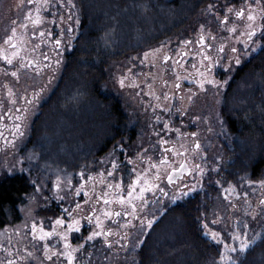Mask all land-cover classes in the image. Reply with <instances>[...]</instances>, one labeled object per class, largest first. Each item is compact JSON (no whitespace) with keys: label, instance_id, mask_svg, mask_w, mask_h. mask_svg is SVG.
<instances>
[{"label":"rangeland","instance_id":"1","mask_svg":"<svg viewBox=\"0 0 264 264\" xmlns=\"http://www.w3.org/2000/svg\"><path fill=\"white\" fill-rule=\"evenodd\" d=\"M249 3L256 9L258 25L251 39L242 34L246 31L245 20L228 12V8H247ZM209 4L214 5L212 11H208ZM35 7L27 0H0V48L9 50L4 41L16 27L17 34L25 40L21 56L33 61L29 67H20L19 58L12 65L0 59V178L23 175L30 185L18 206L19 220L0 227V264H68L67 257L59 255L65 251L63 234L75 249L73 264H134L131 259L135 261L141 248L149 258L146 264H188L189 259L190 264H204L205 257V264H264V204L260 203L264 200V167L260 177H248L251 163L264 152V127L256 137L234 135V169L236 175L240 174L237 181L226 179L224 169L227 117H239L254 107L264 111V71L247 64L264 45V27H260L264 19L256 0H50V6L41 13L44 23L34 26L25 16L30 10L34 15ZM260 7H264V0H260ZM225 15L229 21L222 24ZM22 23L27 24L26 30L19 28ZM233 23L236 32L228 31ZM42 31L52 33L43 42L39 36ZM98 31L106 44L113 46L112 56L101 60L108 63L103 67L105 74L93 71L94 64L101 62L96 58L87 65L82 56L69 58L73 50L81 52L84 42L93 39ZM201 33L216 47L223 45L218 67L214 68L209 60L211 69L206 71L203 58L189 52L197 66L203 65L201 70H192L197 73V92H189L187 113L168 112L162 109L167 91L160 86L164 78L160 60L171 49L177 56L187 38L194 46ZM156 34L159 39L154 40ZM56 39L61 40L59 47L55 46ZM148 43L151 44L147 46ZM232 48L237 52L233 53ZM237 57L240 63H236ZM13 71L18 72V77L11 75ZM178 77L186 78L175 75L170 84ZM202 78L203 88L198 83ZM97 79L105 89L102 96L92 92ZM9 88L13 97L8 96ZM118 104L121 110H117ZM17 115L24 119L15 120ZM182 115L183 126H190V131L197 134L200 149L193 152V144L190 148L185 144L175 147L180 152L183 145L189 165L199 164L203 174L193 171L173 187L167 186L166 175L162 174L157 183L159 188H167V196L161 194L155 200L159 188L145 193L147 203L135 201L134 216L127 204L113 202L105 206L101 199L104 192L112 193L108 199L116 196L108 184L121 183L120 194L127 196V186L135 177L132 168L142 171L149 167V157L152 162L163 157L158 140ZM117 121L137 126V140L128 137L127 143H106L104 133ZM17 123L22 125V135L14 128ZM240 123L238 119V127ZM150 138L155 142H149ZM126 157L133 163L129 164ZM171 157L177 161L180 158ZM112 161L118 165L116 170ZM89 176L94 179L89 181ZM58 177L59 189L55 187ZM209 181L216 191L208 188ZM229 188L234 191L226 193ZM197 193L199 202L189 203L188 199ZM119 207L129 213L128 219L114 223L113 216H104L105 210L113 212ZM97 216L103 231L111 232L107 242L105 236L87 239L93 231L100 230L95 222ZM57 219L65 223L57 225ZM73 220L79 221L78 230H69ZM148 220H153L151 228ZM33 224L37 226L36 233L32 231ZM41 226L54 234L41 240ZM238 229L250 240L255 237L243 252L239 251V242L231 239ZM213 231L221 234L219 243L212 239ZM225 243L237 248L227 253L232 261L219 259Z\"/></svg>","mask_w":264,"mask_h":264},{"label":"snow or ice","instance_id":"2","mask_svg":"<svg viewBox=\"0 0 264 264\" xmlns=\"http://www.w3.org/2000/svg\"><path fill=\"white\" fill-rule=\"evenodd\" d=\"M28 4H35L36 7L34 9V15H33V11L30 10L28 15L25 16V20H27L28 22H30L32 25H40L42 23H44V17L42 16V10L49 7L50 6V0H27ZM69 3H71V0H69ZM256 4L259 7V11H260V17L261 19H264V7H260V0H256ZM214 8V5L209 4L208 5V11H212ZM234 10L232 8H228V12H233ZM235 16L240 18L241 20H245V29L246 31L244 33H242L243 35H246L249 39H251L257 30V14H256V9L253 8L252 4L249 3L247 5V8L245 7H241L239 8V10L235 11ZM229 21V16L225 15L223 17V20L221 21V23H225ZM203 25H201V28L203 29ZM260 27H264V25H260ZM20 29H27V24H20L19 25ZM228 31L230 32H236L237 31V26L235 23H233V26L230 27L228 29ZM35 34V33H34ZM51 36L52 33L51 32H40L39 36L41 38V41L43 42L44 37L45 36ZM213 39H215V37H212ZM205 41V36L203 33L200 34L199 36V41L198 43L203 44ZM4 43L6 45L9 46V50H5L0 48V59H3L7 64L12 65L14 60H17V58H19V63H20V67H29L33 64V61L31 60H27V57H22L21 56V51L23 49V46L25 44V40L23 35H18L17 34V28L13 27L11 29V34L7 36V39L4 41ZM185 44L191 43L190 41H185ZM61 44V40L60 39H56L55 40V46L59 47ZM210 47V45H208ZM247 46V44L245 45ZM37 47H39V45H37ZM35 50V49H33ZM158 51V50H157ZM220 52L224 51V47L223 45L220 46L219 49ZM231 51L233 53L237 52L236 48H232ZM201 52H203V49H201ZM153 55H155V53H153ZM148 53H145V58H147ZM44 59L47 60L48 57L45 55ZM171 58L168 55H164L163 56V60L164 61H169ZM204 59L205 60H211L212 58L207 56L206 54H204ZM27 60V63H24V61ZM57 63H59V61H57ZM178 63V62H176ZM236 63H240L239 58H236ZM37 71H39V66L37 65ZM11 75L13 77H18V72L17 71H13L11 72ZM201 77H204V74L201 73L200 74ZM179 78V77H178ZM208 83H215L214 80H208ZM199 85L201 88L204 87V83H205V79L202 78L201 80L198 81ZM120 84L123 87L124 86V79L121 78L120 80ZM151 88V86H149ZM176 87H179V84L176 85ZM150 95L153 93H149ZM8 96L9 97H13L14 93L12 91L11 88L8 89ZM26 99V98H25ZM157 99H159V97H157ZM165 99H167V97H165ZM13 104L16 103V101L13 99L11 101ZM27 103L30 104L32 103L31 100H27ZM11 111V109L9 110ZM24 112H27V107L24 108ZM24 119L23 115H17L15 117V120L17 121H21ZM157 119L159 120L160 118L157 117ZM22 127V125L20 123H17L14 125V128L16 130L17 133H19L20 135H22V133L20 132V128ZM164 128L167 129L168 128V124L165 123L164 124ZM193 137L196 136V133H192L191 134ZM160 145L163 146L165 144L168 143V141L164 140L163 138L160 139ZM181 148H183L184 146L181 145ZM200 149V144L199 142H196L194 144V147L192 148L193 152H196L197 150ZM185 151H187V149H185ZM163 152H164V156L158 161V162H152L151 158H148L149 161V167L144 168L142 171H137V169L135 167L132 168V172L135 173V177L134 179H132L131 183L127 186L128 191H127V196H124L122 194H120L122 192V184L121 183H116V184H108L107 188L109 189H114L116 192V196L113 197V199H108L109 196L112 195V193L110 192H104L101 199H103V203L105 206L113 203V202H118L121 205H129L132 209L131 215H136V210H137V204L135 203V201L139 200L141 202V204H146L147 200L145 199V193L150 192V191H154L155 189L159 188V184L157 183L160 179H161V175L165 174L167 181L169 184H173L174 183V174H183L185 172L191 174L193 171H198L201 175L204 172V169L201 168V166L199 164H193L191 165V167L189 166L187 160H183V161H177L175 163H178L179 166L175 167L174 166V162L169 160L167 153L171 152L174 156H182L183 153L179 152L175 145H173L172 148H163ZM127 160V162L129 164H132L133 161L126 157L125 158ZM138 159L143 160V157H140L138 155ZM112 167L113 170H116L118 165L116 163V161H112ZM153 169L155 170L153 172ZM151 173V176L149 175ZM81 175L83 176V173H81ZM109 176L112 175V173H108ZM101 176H103V174L101 173ZM94 178L92 176L88 177V180L91 181ZM101 182L103 183V180H101ZM71 182L69 181V184ZM261 186H264V181H261ZM55 187L57 189L60 188V180L59 177L57 178V182ZM81 187H83V185H81ZM137 189L138 192H137ZM161 192H163V189H160ZM230 191H234V189L229 188V189H225V192H230ZM77 194H79V190L77 191ZM165 195H167V193H164ZM186 194V193H185ZM247 194L245 193V196ZM97 203H99V199L97 200ZM261 204H264V200L260 201ZM77 208L80 207L79 204L76 205ZM69 215H71V213H69ZM119 216L120 212H112L111 210H105L104 211V216L107 217H111V216ZM124 215H129V213L127 211L124 212ZM91 219V218H89ZM155 218H153L154 220ZM153 220H148L147 221V226L149 228L152 227L153 225ZM96 226L98 229H100L99 231H93L91 233V235H89L87 237V239L91 240L96 236H105L106 238V242H107V237L109 235H111V232H104L103 231V224L102 221L100 219L99 216L96 217ZM55 223L57 225H63L65 223V221L63 219H57L55 221ZM130 223V222H129ZM78 225H79V221L78 220H73L71 223H69L68 228L69 230H71L72 228H77L78 230ZM244 227L246 228L247 225H244ZM32 231L33 233L37 232V226L35 224L32 225ZM39 238L41 240H44L46 237L52 236L54 234V232H49V231H45L43 229V227L41 226L39 228ZM211 237L213 240L217 241L218 243L222 240L221 234L218 232H211ZM63 239L65 240V244H64V248L65 251L59 253V255L61 256H66L67 257V261L68 264H73L74 262V257H73V252L75 251V249L71 248V245L67 242V235L63 234ZM231 239L238 241L239 242V251L243 252L246 249L249 248V246L254 242L255 237L253 239H248L247 238V234L243 233L240 229H238L236 232H234L231 236ZM224 253L220 255L219 259L221 261H232L233 258L228 255L227 253L230 252H236L237 248L234 246H231L227 243L224 244ZM48 248L47 245L45 246V252L47 254ZM53 255H56V253H53ZM49 260L52 259V256H48L47 257ZM8 264H14L13 261H9ZM233 264H235V262L233 261Z\"/></svg>","mask_w":264,"mask_h":264},{"label":"flooded vegetation","instance_id":"3","mask_svg":"<svg viewBox=\"0 0 264 264\" xmlns=\"http://www.w3.org/2000/svg\"><path fill=\"white\" fill-rule=\"evenodd\" d=\"M233 13L237 10V7L233 9ZM186 41H190V38H187ZM199 39H196L194 41V46L191 43L185 44L183 42L182 46L184 48H181L180 52L178 53L177 56L173 55L175 53L174 49H171L170 51L167 52L166 55H168L171 59L169 61H164L163 57L160 60L159 66L163 69L164 73V78L161 82V88L167 91L166 97L167 99L164 102V106L162 109L172 112V113H187L188 108L185 105L187 98L194 92H197L196 88H194L195 84V78L197 76V73H192L193 69H197V67H200L199 69H202L203 65H198L196 64L197 60L194 58V56H189V52H193L194 54L200 55L203 58L205 70L208 71L211 69V67L208 64L209 60L204 59V54L207 56L211 57L213 61V67L217 68L218 67V61L220 57L222 56L223 52H220V46L216 47L213 45L211 42L207 41L205 39L204 43H198ZM210 45V47L208 46ZM201 49H203V52H201ZM178 62V63H176ZM175 75H182L183 77L186 78H178L175 81H173V84H170V81L174 78ZM179 84V87H176V85ZM189 92L191 94H189ZM157 97L160 98V95L155 96V100L158 101ZM117 107V110H121V106L115 105ZM111 111V110H110ZM180 118L179 116L175 119V121L171 122L172 123V128L170 131H166L165 134H163V139L168 141L166 145L161 146L160 151L164 156L163 148H172L173 145L177 144H185L187 145V148H190L191 145L199 142L197 139V134L195 137H193L191 134L195 133L193 131H190V126L187 127L186 125L183 126L184 120H183V115ZM137 126L134 127H129L126 122L122 121H117L114 124H111L104 133L105 136V142L108 144H122V143H127V138L129 137V140H137ZM157 135L159 133H156ZM155 142L154 139L150 138L149 142ZM160 140H158V144L160 145ZM193 142V143H192ZM185 147L180 150L181 153H183L182 156H180L178 161H183L187 160L188 157V152L185 151ZM169 160L174 162V166L178 167L179 164L175 163L177 162L176 159H173V154L171 152L167 153ZM188 162V160H187ZM189 164V162H188ZM190 166V165H189ZM191 167V166H190ZM189 175V174H188ZM188 175H183L181 178H179L176 182L173 184H167L168 187H173L176 183H178L183 177L188 176ZM184 187V186H183ZM160 189H163V192L160 191ZM164 193L168 194L167 188L164 186H160L159 188V194L156 195L155 200L159 198V196L162 194L163 197H166ZM94 209H92L89 214L87 221L90 222L91 216L94 213ZM113 212H120L119 216L113 215V222L118 223L120 219H128V215H124V208L119 207V208H114ZM85 226H88L87 224ZM109 232V231H105ZM129 245V243H127ZM143 249L141 248L140 251H137V256L135 257V261L132 260L134 264H143V253H141ZM129 261V260H128Z\"/></svg>","mask_w":264,"mask_h":264},{"label":"trees","instance_id":"4","mask_svg":"<svg viewBox=\"0 0 264 264\" xmlns=\"http://www.w3.org/2000/svg\"><path fill=\"white\" fill-rule=\"evenodd\" d=\"M87 18V16H86ZM88 19V18H87ZM88 27V23L85 25ZM86 27V28H87ZM101 31L96 32V35L93 39L88 42H84V48L80 51L77 49L73 50L69 54V58H80L82 56L83 63L85 62L86 65L89 62H93L96 58L97 61H101L104 58H110L112 56V45H107L104 38H101ZM153 39H159V36L156 34L154 35ZM151 44H146L147 46ZM146 45L144 47H146ZM130 50H128L129 52ZM78 61V59H77ZM84 63V64H85ZM252 63V64H251ZM106 64L104 62H99V64H94L92 67L93 71L95 69L101 70L104 74V69ZM251 64L250 66H256L257 69H261L264 71V45L261 50L252 57V59L247 63ZM102 85L101 79H97L92 85V92L98 94L99 96L104 95L105 89ZM260 107V106H259ZM262 107V106H261ZM260 107V108H261ZM118 112V111H117ZM241 127H238V119ZM228 123V130H229V137L228 141L226 140V156L224 154V162H225V177L229 180L237 181L239 175H236V171L234 169V164L236 161V154L233 145V137L234 135L244 136V135H252L256 137L262 133V128L264 127V111H259L256 107L248 110L243 115L238 116H228L227 117ZM264 167V152L257 157L250 165L248 177L251 179H256L262 175V169ZM236 168V167H235ZM208 188L214 189L215 191L217 188L214 186V183L209 181L207 183ZM30 185L28 180L23 175H7L0 178V227L14 223L19 220L20 214L18 210V206L21 203L23 196L25 193L29 192ZM200 193H197L192 198H189V203H196L199 202ZM185 204V203H184ZM191 207V206H190ZM191 212V211H190ZM190 212H186L185 214H190ZM168 215V214H167ZM193 213H191L192 217ZM166 218V216H165ZM193 223L189 224L191 227ZM192 230V228H191ZM184 242V241H183ZM166 243V242H164ZM182 242L178 243L177 246H180ZM207 254V253H206ZM204 254V255H206ZM216 257V256H215ZM214 259V257L212 258ZM149 260L148 255L143 254V264H146V261ZM206 263V257L204 260V264ZM174 264V263H173ZM188 264H190V259L188 260Z\"/></svg>","mask_w":264,"mask_h":264},{"label":"water","instance_id":"5","mask_svg":"<svg viewBox=\"0 0 264 264\" xmlns=\"http://www.w3.org/2000/svg\"><path fill=\"white\" fill-rule=\"evenodd\" d=\"M188 175L189 173H187V172H185V173H183L182 175L181 174H174V182H176L179 178H181L183 175ZM165 180H166V182H167V184H169L168 183V181H167V178L165 177Z\"/></svg>","mask_w":264,"mask_h":264}]
</instances>
